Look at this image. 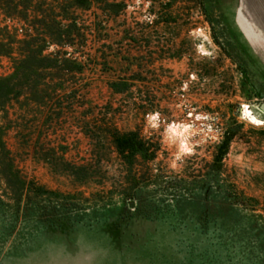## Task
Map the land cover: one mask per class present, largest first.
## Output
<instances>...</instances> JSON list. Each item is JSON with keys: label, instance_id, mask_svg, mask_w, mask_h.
<instances>
[{"label": "rangeland", "instance_id": "374dc122", "mask_svg": "<svg viewBox=\"0 0 264 264\" xmlns=\"http://www.w3.org/2000/svg\"><path fill=\"white\" fill-rule=\"evenodd\" d=\"M22 2L0 0V264H264V0H33L74 13L78 64L9 81L43 33Z\"/></svg>", "mask_w": 264, "mask_h": 264}, {"label": "trees", "instance_id": "16d2710c", "mask_svg": "<svg viewBox=\"0 0 264 264\" xmlns=\"http://www.w3.org/2000/svg\"><path fill=\"white\" fill-rule=\"evenodd\" d=\"M32 3L33 0H23L22 5L24 4L25 11L20 15V18L28 22L31 27H34V25L42 26L43 33L37 42L34 38H31L32 35H28L29 38L27 40L16 41L21 44L23 48H21V52L23 53L15 63L13 74L7 78L9 81H16L21 76L27 80L29 75L35 73L38 68L39 64L37 65V61L44 63L42 65L43 69H57L65 72L75 71L76 67H73L72 64H78L70 56L77 52L78 46L81 45L78 41L85 37V32L74 13L67 8H59L57 10L40 8V10L35 9V14L32 10ZM6 5L8 7L15 5V0H6ZM30 12L33 13L32 17L29 15ZM51 46L53 50L46 53ZM67 48H72V51H68ZM26 83L27 81H20L18 88L24 87ZM106 134L118 157L130 167L134 166L138 157L146 161L154 160L159 150L158 147L154 146L148 139L141 137L135 130L121 132L117 128L112 127L108 129ZM232 138V131L225 129L222 138L216 143L210 162V171L207 172L214 175L207 182H217L222 175L223 160L228 153Z\"/></svg>", "mask_w": 264, "mask_h": 264}, {"label": "bare ground", "instance_id": "6f19581e", "mask_svg": "<svg viewBox=\"0 0 264 264\" xmlns=\"http://www.w3.org/2000/svg\"><path fill=\"white\" fill-rule=\"evenodd\" d=\"M242 114L245 116L249 117V121L253 124L259 125L262 123V120L258 117H256L253 112L249 109L248 106L243 105L242 107ZM187 128V126H182V128H178L175 124H172L169 126V130L170 132H172L173 134H178L183 132L185 129Z\"/></svg>", "mask_w": 264, "mask_h": 264}, {"label": "water", "instance_id": "95a60500", "mask_svg": "<svg viewBox=\"0 0 264 264\" xmlns=\"http://www.w3.org/2000/svg\"><path fill=\"white\" fill-rule=\"evenodd\" d=\"M259 108L264 113V102L260 104Z\"/></svg>", "mask_w": 264, "mask_h": 264}, {"label": "crops", "instance_id": "0c3cea01", "mask_svg": "<svg viewBox=\"0 0 264 264\" xmlns=\"http://www.w3.org/2000/svg\"><path fill=\"white\" fill-rule=\"evenodd\" d=\"M249 30L252 32L251 28L249 27ZM253 33V32H252ZM252 42V41H251Z\"/></svg>", "mask_w": 264, "mask_h": 264}]
</instances>
